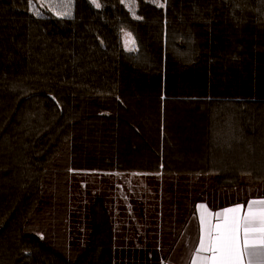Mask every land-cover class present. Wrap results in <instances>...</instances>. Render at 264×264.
<instances>
[{
    "label": "trees",
    "instance_id": "trees-1",
    "mask_svg": "<svg viewBox=\"0 0 264 264\" xmlns=\"http://www.w3.org/2000/svg\"><path fill=\"white\" fill-rule=\"evenodd\" d=\"M130 2L0 0V264H146L101 197L69 258L29 227L69 173L196 176L209 204L264 182V0Z\"/></svg>",
    "mask_w": 264,
    "mask_h": 264
},
{
    "label": "crops",
    "instance_id": "crops-1",
    "mask_svg": "<svg viewBox=\"0 0 264 264\" xmlns=\"http://www.w3.org/2000/svg\"><path fill=\"white\" fill-rule=\"evenodd\" d=\"M88 172L102 175L112 173L94 199L101 197L108 202L115 235L120 237V240L115 239V243L125 244L127 246L124 248L130 250L170 252L165 258L159 257L158 264H191L194 249L198 246L199 216L202 211L214 214L237 204L246 209L248 201L264 199L251 198L245 203L232 205H217L216 200L209 204L197 201L196 176ZM160 193L163 196H159ZM81 225L87 228L85 217L81 218ZM83 230L73 232L76 240L85 238L87 229L85 232ZM84 243L82 240L81 245Z\"/></svg>",
    "mask_w": 264,
    "mask_h": 264
},
{
    "label": "rangeland",
    "instance_id": "rangeland-1",
    "mask_svg": "<svg viewBox=\"0 0 264 264\" xmlns=\"http://www.w3.org/2000/svg\"><path fill=\"white\" fill-rule=\"evenodd\" d=\"M70 0H44L48 4L49 9L56 13L57 15H62L59 13L69 12V6L64 7L65 4H68ZM65 16V15H64ZM104 172V171H97ZM67 178L63 177L59 180V186L57 187L56 194L60 195L61 201L60 204H50V206L44 207V205L39 209L36 218H33L29 222V227H40L42 224V230L46 238L52 239V245L50 246L55 251H60L63 253V256L69 258L66 255H70V250L73 247H77L81 244V241L84 239H75V234L73 232L81 231L85 232L86 227L81 225V218L85 217L87 207L93 202L95 195L98 193L99 189L110 180V175L112 173H91V172H73L67 174ZM205 185L207 183H198V185ZM211 188V184H209ZM54 186L51 185L48 190L52 193ZM97 192V193H96ZM264 192V182H262L258 187H244L241 186L233 193L224 194L222 197L217 200L215 204H224L230 202L231 200L245 199L248 195H254ZM53 196V197H54ZM65 197V198H64ZM212 197V196H211ZM49 200H53L50 197H47ZM47 202H45V205ZM55 210V207L60 206ZM59 215V216H58ZM59 220H58V218ZM67 220V225H66ZM60 222V223H58ZM152 228H148L150 230ZM81 232V233H82ZM42 237V234L41 236ZM77 238V237H76ZM122 251V250H120ZM69 253V254H68ZM124 251L119 252V254L124 255ZM144 263L146 264H158L156 259L157 252L155 250L142 252ZM150 256L152 259H150ZM141 260V257H140ZM143 262V261H142ZM142 262H138L139 264ZM127 264L126 262H123Z\"/></svg>",
    "mask_w": 264,
    "mask_h": 264
},
{
    "label": "snow or ice",
    "instance_id": "snow-or-ice-1",
    "mask_svg": "<svg viewBox=\"0 0 264 264\" xmlns=\"http://www.w3.org/2000/svg\"><path fill=\"white\" fill-rule=\"evenodd\" d=\"M129 7L134 9V0ZM59 14L69 15L66 11ZM124 36L125 46L134 47L131 34ZM191 264H264V199L248 201L246 209L237 204L214 214L202 211Z\"/></svg>",
    "mask_w": 264,
    "mask_h": 264
}]
</instances>
